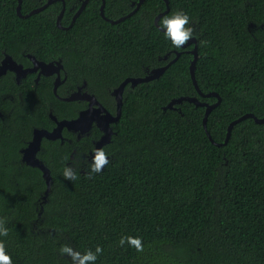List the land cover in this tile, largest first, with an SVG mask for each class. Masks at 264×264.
I'll return each mask as SVG.
<instances>
[{
	"label": "trees",
	"instance_id": "16d2710c",
	"mask_svg": "<svg viewBox=\"0 0 264 264\" xmlns=\"http://www.w3.org/2000/svg\"><path fill=\"white\" fill-rule=\"evenodd\" d=\"M105 1V15L114 12L115 20L131 10L127 0ZM99 2L89 8L76 33L91 44L88 51L110 58L111 64L100 66L98 73L103 87H116L137 75L135 65L143 59L151 58L156 67L158 56L167 51L179 55L158 79L125 89L114 134L103 147L109 164L101 173L89 177V162L80 161L81 154L91 151L97 130L70 160L76 180H64L63 166L56 163L41 216L37 205L46 189L42 174L10 163L14 139H8L0 124V219L8 228L3 239L13 264H65L68 258L58 251L62 244L81 253L99 246L96 264H264V123L251 118L237 123L227 144L219 147L206 136L203 107L182 102L163 111L179 97L215 103L213 97L198 96L192 85L193 45L174 49L154 26L166 9L163 0H145L132 17L114 26L100 19ZM168 4L167 14L183 11L190 18L197 37L198 89L220 97L206 130L222 143L233 120L246 113L264 116V36L253 40L248 30V22H264V0ZM16 5L17 0H0V58L2 51L16 58L20 48L38 42L29 40L33 33L42 43L54 27L47 10L20 19ZM35 7V0H22L21 14ZM175 57L173 52L171 60ZM113 68L115 77L108 72ZM39 100L47 109V100ZM34 110L26 114L27 121L47 122L45 110ZM10 120L17 124L14 116ZM74 144L60 148L59 159L67 160ZM11 169L12 175L3 171ZM129 235L141 237L142 252L118 244Z\"/></svg>",
	"mask_w": 264,
	"mask_h": 264
},
{
	"label": "flooded vegetation",
	"instance_id": "af4514ba",
	"mask_svg": "<svg viewBox=\"0 0 264 264\" xmlns=\"http://www.w3.org/2000/svg\"><path fill=\"white\" fill-rule=\"evenodd\" d=\"M35 1L37 3V7L35 8H39L48 0ZM127 1H129L128 7L132 10L139 0ZM97 2H99L98 15L100 19L109 24L126 17L135 10H130L128 14L115 20L113 16L114 12H108V16L110 17L105 15V0H55L41 11L47 10L46 17H48V20L53 21L54 25V27L49 29L48 38L45 37L46 40L41 43V37L37 33H33L29 37V40L37 39L38 42H32L31 45L26 44L20 48L16 53V58L2 51L0 68L3 67L2 64L6 60L5 57L9 56L10 59L8 58V61L4 63L7 69L0 75V124L7 131L6 135L8 139H14V143L11 144L10 149L15 151V155L11 158L10 163L18 169L28 168L43 174L38 167H32L28 164V162L33 163L35 160L43 165L44 170L48 172L51 178V172L54 170L56 163L60 162L62 166L67 163L71 166L70 160L74 158L75 152H77L76 147H79V144H85L88 140L87 136L95 135L94 131L97 130L99 134V136L97 135L98 138L95 135L94 139L90 140L93 145L91 151L86 155L81 154V163L84 160L90 162L94 144L102 135L95 120L91 121L88 132H84L85 126L77 129L74 127L76 130L63 126L59 131L58 137L55 139L46 138L43 133L52 132L56 128L57 122L74 119L80 112L86 110H88V116L94 119L102 120L105 111L112 117H115L116 105L112 92L123 81L128 78L145 77L152 69L167 65L168 63L170 64L173 52L176 55L179 54V52L172 51V49L162 56H158L157 64L160 65L156 67H152L153 62L151 58L143 59V63L140 61L141 65H135L136 69L133 68L140 71L137 75L125 78L116 87H103L98 78L99 69L100 66L104 67V65L111 64V60L102 52L88 51L91 44L85 41L80 32L76 33V29L82 27L85 19L88 17L89 8L96 6ZM102 2H104L103 8ZM108 7L111 11L113 4L109 3ZM137 11L138 9L131 17ZM161 14L163 13L159 15ZM141 18H143L144 22H147L146 16L141 15ZM89 24H91L90 20ZM248 25L249 35L253 40H256L258 35L264 36V22L258 25L248 22ZM189 47L182 48L180 51ZM14 64L17 65L16 67H19L17 70L20 75L18 81V76L13 70ZM88 65L92 67L85 72V68ZM108 72L115 77L114 68L112 71L108 70ZM130 84V82L125 84L122 98L127 87L130 89L135 87H131ZM77 91L80 92V96H84L85 98L71 101L64 100V98ZM41 96L47 100V109H45L39 100ZM91 97L94 98L93 102ZM59 105L63 107L62 112L59 111ZM110 105L111 108H109ZM36 107L41 109V111L45 110L47 122L33 124L26 120V114L35 112L34 109ZM52 115L56 118V121L52 120V117H50ZM13 116L14 120L17 119V124L10 120ZM114 124L115 122L109 123L113 134ZM34 138H38V143L30 146ZM73 143H75V148L69 154L68 159H59L60 148H65L67 145ZM3 146L7 148L8 145L4 143ZM53 156L56 158H53ZM3 171L9 173V175L14 173L13 169ZM37 207L39 209L38 216H41L43 208H40V203H38Z\"/></svg>",
	"mask_w": 264,
	"mask_h": 264
},
{
	"label": "water",
	"instance_id": "95a60500",
	"mask_svg": "<svg viewBox=\"0 0 264 264\" xmlns=\"http://www.w3.org/2000/svg\"><path fill=\"white\" fill-rule=\"evenodd\" d=\"M54 1L55 0H48L43 6L37 8V9H34V10L30 11L29 14L23 16L21 14V0H17L16 14H17V16L19 18H28L31 15H34V14H37V13L41 12L46 6H48L50 3L54 2ZM143 1L144 0H139L138 3H136V7H135V10L133 11V13L138 9V7L140 6V4ZM163 1L165 3V6H166V10L163 13V14H165V13H168L169 6H168V0H163ZM102 4H103V6H102V8H103L104 7V2H102ZM133 13L131 12L126 17H123V18H121V19H119V20H117L115 22H111L110 24L111 25H116V24H118L120 22H123L124 20H126L127 18H129ZM163 14L159 15L155 19V22H154L155 25H157V21H158L159 17L162 16ZM190 45H193V47L191 48V51H190V53L192 54V60H191L190 65H189V74H190V77H191L192 85H193V87L195 88V90L197 91V93H198V95L200 97H204V98L214 97V98H216V102L215 103H212V104H207V103L200 102L195 97H179V98H176V99H172L165 107H163V111H166V110H174L175 109V105H179L182 102H187V103L193 104L196 107H203L204 110H205L204 111L203 118H202V123H203L204 131L206 133L207 138L211 141V143H213L214 145L219 146V147L222 146V145L227 144V142H228V140L230 138V135H231V131H232L233 127L237 123H239V122H241L243 120H246L248 118H251L254 121L255 124H263L264 123V116L262 118L258 119L253 114L246 113V114L238 117L237 119L233 120L231 123H229V125L227 127V131H226L225 139H224V141L222 143H216V142L213 141V139L211 138V136L209 135V133L206 130V122H207V118H208L209 114L211 113V111L215 107H217L219 105L220 98H219L218 94H216L214 92H209L207 94H203L198 89L197 82H196L195 77H194L195 64H196V61H197V58H198L197 42H196V40H192V41L188 42L186 44V46H184L183 48H185L187 46H190ZM178 55L179 54L176 55V57L170 62V64L173 63L177 59ZM8 58L10 59L9 56L5 57V59H6L5 62L8 61L7 60ZM4 63L2 64L3 67L0 68V75H2L5 72V70L7 69L5 67V64ZM170 64L168 63L166 66L152 69L149 72V74H147L145 77H142V78H128L125 81H123L119 85V87L116 88L112 92V96H113V98L115 100V105H116L115 117H112L110 114H108L102 108L105 111V115L103 116V119L102 120L94 119V118L88 116L89 115L88 114V110H86V111L80 112L77 115V117L74 118V119H71V120H62L60 122H57L56 128L52 132H50V133H43L44 136L46 138H49V139H55L56 137H58L59 131H60L61 127H63V126H66L69 129H75V128L77 129L79 127L85 126V131L84 132H88V130L90 128L91 121L92 120H95L98 129H100L101 132H102V135L99 138V140L95 142L94 149L95 148H100V147H103V146L107 145L108 143H110L111 137H112V134H113L111 128L109 127V123L110 122H115L116 123L119 120L120 115H121L122 91H123V88H124L125 84L127 82H130L131 83L130 84L131 87H134V86H136L139 83H147V82L156 80V79H158L161 76V74L166 70V68ZM16 66L17 65L14 64V69L13 70L15 71V73L18 76V78H17V81H18L20 75L18 74L17 70L19 69V67H16ZM41 66H44V65H41ZM43 74H46V73H43ZM79 93L80 92L77 91V92L73 93L72 95L68 96L67 98H64V100L71 101V100H78V99L85 98L84 96H80ZM91 100L93 102L94 101V98L91 97ZM50 117H52V120L56 121V118L53 115L50 116ZM36 143H38V138H34V140L32 141V143L30 144V146L31 145H35ZM28 164L30 166H32V167H38L42 171V173H43L42 174V177H43V179L45 181V184H46V190H45L44 195L42 197V203H45L46 198H47V195H48V193L51 190L50 189V187H51V178L48 175V172L46 170H44V167H43V165L40 162L34 160L33 163L32 162H28Z\"/></svg>",
	"mask_w": 264,
	"mask_h": 264
},
{
	"label": "clouds",
	"instance_id": "9594fccd",
	"mask_svg": "<svg viewBox=\"0 0 264 264\" xmlns=\"http://www.w3.org/2000/svg\"><path fill=\"white\" fill-rule=\"evenodd\" d=\"M21 5H22V0H21ZM34 9L37 8H33L30 11ZM29 12L27 14H29ZM20 19H26V18H20ZM154 26L161 32L162 36L165 38L166 41H168L171 47L177 50L182 49L184 46H186L188 42L197 39L194 29L191 26L190 18L188 14L184 13L183 11H177L162 16L158 20L157 25H155L154 23ZM214 99L216 102V98ZM108 164H109V158L106 152L104 151L103 147L95 148L91 153V160L87 165L88 176L91 177V175L93 174L101 173L102 169L105 168ZM62 176L63 179L66 181H74L77 179V172L74 170L73 167H71L69 164L66 163L62 169ZM39 203H40V208L42 209V206L44 205V203H42V198L39 201ZM7 235H8V228L5 227V222L2 219H0V264H13V260L9 255L8 251L6 250L5 241L3 239ZM118 244L120 246L127 245L128 247L134 249L136 252H142L144 249V244L140 236H130V235L121 236L118 241ZM58 251L61 256H66L68 258V260L65 261V264H96L98 256L102 252V249L99 246H96L94 251L85 250L83 253H81L80 251H74L73 248L67 244H62L60 245Z\"/></svg>",
	"mask_w": 264,
	"mask_h": 264
}]
</instances>
